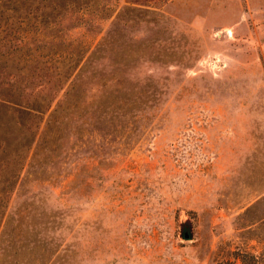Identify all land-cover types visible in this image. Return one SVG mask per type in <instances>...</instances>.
I'll list each match as a JSON object with an SVG mask.
<instances>
[{"label":"rangeland","instance_id":"1","mask_svg":"<svg viewBox=\"0 0 264 264\" xmlns=\"http://www.w3.org/2000/svg\"><path fill=\"white\" fill-rule=\"evenodd\" d=\"M22 1L0 0V264H264V0Z\"/></svg>","mask_w":264,"mask_h":264},{"label":"trees","instance_id":"2","mask_svg":"<svg viewBox=\"0 0 264 264\" xmlns=\"http://www.w3.org/2000/svg\"><path fill=\"white\" fill-rule=\"evenodd\" d=\"M38 2L42 3L43 7L49 6L51 9H56L57 11L61 9L64 6L70 7L71 9L76 8L77 10H81L80 14L83 16L86 14L85 10L90 9L91 7L94 8V10H98L97 12H101L102 10H106L105 8H108L107 4H104V7L102 5L99 7V0H37ZM30 4V1H22V5H25L28 7ZM53 20V17L50 18ZM85 22H90V23H97V20L91 19V18H86L84 19ZM90 49V45L88 47L86 46V52ZM76 52H79V49H76ZM56 110V109H55ZM54 111V110H53ZM1 205V203H0Z\"/></svg>","mask_w":264,"mask_h":264},{"label":"water","instance_id":"3","mask_svg":"<svg viewBox=\"0 0 264 264\" xmlns=\"http://www.w3.org/2000/svg\"><path fill=\"white\" fill-rule=\"evenodd\" d=\"M188 236H189V233L187 231H183L182 237L186 239L188 238Z\"/></svg>","mask_w":264,"mask_h":264}]
</instances>
